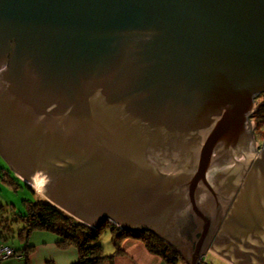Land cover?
I'll return each mask as SVG.
<instances>
[{
  "label": "water",
  "instance_id": "1",
  "mask_svg": "<svg viewBox=\"0 0 264 264\" xmlns=\"http://www.w3.org/2000/svg\"><path fill=\"white\" fill-rule=\"evenodd\" d=\"M264 0H0V157L52 206L187 264H264Z\"/></svg>",
  "mask_w": 264,
  "mask_h": 264
},
{
  "label": "trees",
  "instance_id": "2",
  "mask_svg": "<svg viewBox=\"0 0 264 264\" xmlns=\"http://www.w3.org/2000/svg\"><path fill=\"white\" fill-rule=\"evenodd\" d=\"M252 119L257 125L264 121V105L257 107ZM0 177L7 183L12 182L11 185L17 180L16 177L9 175V171L8 173L0 171ZM27 187L33 191L31 187ZM22 208L23 213H16L0 206V230L4 231H0V238L3 241L16 236L21 242H26L32 232L47 231L56 236L55 246L58 249L73 248L77 251L76 264H115V258L122 253L123 242L127 239H135L143 243L149 252L161 257L167 264H178L181 260L179 253L173 247L149 232L122 230L108 221H104L97 228H90L42 198L36 202L23 201ZM105 233L110 235V244L113 249L111 254L104 252V246L99 241ZM14 251L24 257L25 264H30L27 252L33 251V247L25 245L24 248L14 249ZM4 260L7 258L0 262Z\"/></svg>",
  "mask_w": 264,
  "mask_h": 264
},
{
  "label": "crops",
  "instance_id": "3",
  "mask_svg": "<svg viewBox=\"0 0 264 264\" xmlns=\"http://www.w3.org/2000/svg\"><path fill=\"white\" fill-rule=\"evenodd\" d=\"M47 231H37L35 237L28 238V240L20 241L17 245L3 244V246H9L14 249H22L27 245L33 247V251L27 252L30 264H76L78 261L77 251L73 248L66 250H60L55 246L56 236L51 233H45ZM1 235V234H0ZM37 237V238H36ZM1 239V238H0ZM2 240V239H1ZM104 242V241H103ZM105 247V253L110 254L113 249L111 245L103 243ZM28 243H31L28 245ZM2 244H0L1 246ZM107 245L110 247V252ZM107 249V250H106ZM6 261V260H5ZM10 262V261H6ZM181 264H187L185 260L181 259ZM115 264H167L165 261L149 252L143 243L135 239H127L122 244V253L115 258ZM0 264H4L2 261ZM6 264H25L24 257L20 256L17 259H13V262ZM180 264V263H178Z\"/></svg>",
  "mask_w": 264,
  "mask_h": 264
},
{
  "label": "rangeland",
  "instance_id": "4",
  "mask_svg": "<svg viewBox=\"0 0 264 264\" xmlns=\"http://www.w3.org/2000/svg\"><path fill=\"white\" fill-rule=\"evenodd\" d=\"M260 105H264V95L258 96L257 103H256V109ZM253 123H254L253 127H254L255 137H256L258 143H261L262 141H264V121L259 122L258 125L254 121H253ZM0 171H2L3 173H8V171H9L6 163L3 161V159L1 157H0ZM9 175L11 177H14V178L16 177L10 171H9ZM16 179H15L16 181L13 183V185H11L10 183H12V182L7 183L3 178L0 177V206H4L5 209H11V212L23 213V208H22V202L23 201L36 202L39 200V198H42V199H44V198L40 194H37L35 192L36 190L34 188H32L34 192L32 190H30L26 186V184L22 180H20L18 177H16ZM0 231L4 232L3 230H0ZM36 232L37 231L32 232L28 238H31V240H32V238L35 237L34 235H36L35 234ZM45 233H48V232H45ZM28 238H27V240H28ZM99 241H101V242L104 241L106 244L109 245L110 244V235L108 233L103 234L99 238ZM18 242L19 241L16 239V236H14V238H8L6 241H3L0 239V244H2V245L3 244L17 245ZM30 244L31 243H28V245H30ZM108 245H107V247L109 249L108 252H110V247ZM111 248H112V246H111ZM104 252H106L105 247H104ZM13 254H14V256L7 257L6 261H10V262H6L5 260L2 262L4 264L11 263V262H13V259H17L18 257L21 256V254H16V253H13ZM180 257H181V255H180ZM203 258L205 260L208 259L207 262L212 263V264H230V263L224 261L223 259H221L220 257L216 256L215 254H213L210 251H208L203 256ZM181 259H183V258L181 257ZM178 263L181 264V262H178Z\"/></svg>",
  "mask_w": 264,
  "mask_h": 264
},
{
  "label": "built area",
  "instance_id": "5",
  "mask_svg": "<svg viewBox=\"0 0 264 264\" xmlns=\"http://www.w3.org/2000/svg\"><path fill=\"white\" fill-rule=\"evenodd\" d=\"M14 252L15 251L13 248L1 246L0 247V260L6 259L9 256H14L13 254ZM207 260L208 259L205 260L204 258H202V260H200L198 264H204L207 262ZM207 264H212V263L207 262Z\"/></svg>",
  "mask_w": 264,
  "mask_h": 264
},
{
  "label": "flooded vegetation",
  "instance_id": "6",
  "mask_svg": "<svg viewBox=\"0 0 264 264\" xmlns=\"http://www.w3.org/2000/svg\"><path fill=\"white\" fill-rule=\"evenodd\" d=\"M250 120H252V122H253L252 117L250 118ZM253 125H254V123H253ZM253 135H254L255 140L257 141V139H256V137H255V134H254V129H253ZM262 142H263V141H262ZM262 142H261V143H258V141H257L258 148L261 146Z\"/></svg>",
  "mask_w": 264,
  "mask_h": 264
},
{
  "label": "bare ground",
  "instance_id": "7",
  "mask_svg": "<svg viewBox=\"0 0 264 264\" xmlns=\"http://www.w3.org/2000/svg\"><path fill=\"white\" fill-rule=\"evenodd\" d=\"M204 264H207V262H206V263H204Z\"/></svg>",
  "mask_w": 264,
  "mask_h": 264
}]
</instances>
